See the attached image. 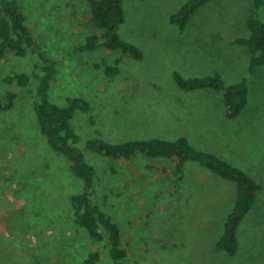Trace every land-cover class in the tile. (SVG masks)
Listing matches in <instances>:
<instances>
[{
  "label": "rangeland",
  "instance_id": "rangeland-1",
  "mask_svg": "<svg viewBox=\"0 0 264 264\" xmlns=\"http://www.w3.org/2000/svg\"><path fill=\"white\" fill-rule=\"evenodd\" d=\"M188 1L124 0L120 35L143 51L136 60L106 48L74 53L91 34L84 0H20L40 48L58 61L53 102L81 98L91 105L90 113H78L74 121L82 146L96 133L111 144L185 136L262 186L240 229V250L230 257L216 243L234 205L235 184L189 162L180 188L146 169L166 165L172 172L169 161L139 157L120 163L87 153L99 197L130 248L125 264H264V67L248 75L246 49L232 43L248 35L250 0H213L180 32L170 19ZM117 59L118 74L110 77ZM39 61L38 53L0 60V95L19 93L15 108L0 115V264H83L90 240L72 224L69 203L83 183L49 147L31 94L3 80L31 72ZM175 73H220L229 83L247 76L249 106L228 120L220 95L183 92ZM100 264L111 263L105 257Z\"/></svg>",
  "mask_w": 264,
  "mask_h": 264
},
{
  "label": "trees",
  "instance_id": "trees-1",
  "mask_svg": "<svg viewBox=\"0 0 264 264\" xmlns=\"http://www.w3.org/2000/svg\"><path fill=\"white\" fill-rule=\"evenodd\" d=\"M211 1L213 0H189L171 16V24L184 32L189 23ZM84 2V25L90 28L91 34L86 36L81 45L74 48V53L95 52L106 48L111 53L120 52L136 60L143 58V51L123 40L120 35V28L126 22L124 0ZM23 10L20 0H0V60L9 55L26 58L30 53H38L40 61L31 72H13L3 80L6 84L17 85L22 92L31 94L34 116L49 147L67 159L71 172L83 183L82 189L69 197L71 222L90 240L83 264H100L105 257L111 264H125L130 256V248L123 242L119 224L105 209L99 197L97 172L87 161V153L111 158L120 163H129L139 157L169 161L174 165L172 172L166 165H146V169L152 172L156 170L164 179H174L180 188L186 178V165L189 162L197 163L216 176L235 184L234 205L226 217L216 250L230 257L236 256L240 250V229L258 202L262 191L261 184L241 168L219 156L196 149L185 136L176 141L157 138L111 144L96 133V137L90 138L82 146V138L74 127V121L78 113H90L91 105L81 98L70 99L66 105L53 102L51 89L59 73L58 61L47 56L40 48L35 31ZM248 13V35L236 37L232 43L246 49L247 71L252 76L264 67V0H250ZM119 63L120 59H117L110 77L118 74ZM247 78L245 76L229 83L220 73L192 78L174 74V81L183 92L220 95L224 116L228 120L239 118L249 106L250 86ZM34 81L38 82L35 91L31 89ZM18 97L19 93L12 91L0 95V115L12 111Z\"/></svg>",
  "mask_w": 264,
  "mask_h": 264
}]
</instances>
